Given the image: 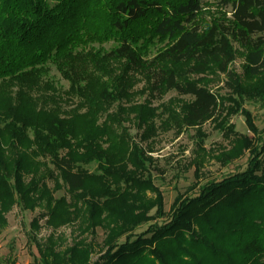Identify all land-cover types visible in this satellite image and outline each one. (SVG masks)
Segmentation results:
<instances>
[{
  "label": "trees",
  "instance_id": "obj_1",
  "mask_svg": "<svg viewBox=\"0 0 264 264\" xmlns=\"http://www.w3.org/2000/svg\"><path fill=\"white\" fill-rule=\"evenodd\" d=\"M201 2L0 0V92L16 98L14 105H0V233L7 225L6 213L15 205L43 209L39 215L54 231L38 238L39 220L32 219L26 234L38 257L29 264H90L93 246L84 240L56 250L64 238L55 230L76 220L82 233H93L98 226L108 229L106 249L92 264H264V135L253 146L245 140L249 148L243 170L177 195L164 213L161 192L148 171L149 157L133 145L135 171L126 170L123 156L129 147L122 142L131 139L124 129L120 135L111 131L110 117L97 123L100 108L91 95L69 91L89 110L68 120L60 116L58 104L35 107L33 97L23 90L3 89L13 81L22 84L29 75L36 87L35 74L48 63L74 86L89 76L87 69L74 72L75 64L93 55L117 57L148 78L153 98L170 90L188 96L183 121L200 126L216 116L217 93L201 79L183 77L168 62L189 63L187 74H202L212 63L225 73V87L235 91L238 76L228 65L237 43L248 48V73H264V0H216L217 6L229 9V17H214L204 26ZM107 42L110 47L104 49L101 44ZM155 42L165 45L148 60L146 48ZM93 44L100 45L98 51ZM45 91L51 96L57 90ZM110 91L98 90L96 95L105 99L115 90ZM259 94L264 96V90ZM244 115L253 130L249 113ZM145 127L144 139L155 132L152 123ZM47 178L55 183L60 178L69 200L53 197ZM146 191L155 196L148 197ZM164 214L167 218L158 220ZM0 264L15 260L0 257Z\"/></svg>",
  "mask_w": 264,
  "mask_h": 264
},
{
  "label": "rangeland",
  "instance_id": "obj_2",
  "mask_svg": "<svg viewBox=\"0 0 264 264\" xmlns=\"http://www.w3.org/2000/svg\"><path fill=\"white\" fill-rule=\"evenodd\" d=\"M223 14L229 17V9L217 6L216 0H202L200 22L203 26L214 17ZM93 45H95V51H98L100 45ZM164 45L165 42H155L147 47L145 58L155 59ZM101 46L108 49L110 42L103 43ZM233 50L234 60L228 65V70L235 72L238 76L235 91L225 87V73L219 72L212 63L202 74H187L189 63L180 65L166 63L176 68L179 74L184 75L183 77L201 79L204 86L217 93L216 116L200 126H187L183 121V108L189 101L188 96H181L170 90L163 91L160 97L153 98L149 93L148 78L141 73L140 69H134L127 61L117 57L98 59L99 57L93 55L92 58L86 59V62L75 64L74 72L87 69L89 76L81 78V81L74 86L70 80L62 76L55 64L48 63L45 69L35 74V77H38L36 87H32L34 77L29 75L23 78L25 80L22 84L19 83L20 81H13L10 82L11 85L3 89L23 90L33 97L32 102L35 107L55 108L58 104L62 110L60 116L68 120L81 118L89 110L87 108L89 106L85 105L80 96L70 94L69 91L82 90L91 95L100 108L97 123L102 124L110 117L113 120L107 123H110L111 131L118 133L124 129L128 138L131 139V141L128 139L122 142L123 146L129 147L123 156L126 170L135 171L131 162L133 154H130L133 145L143 151L144 158L149 157L148 171L152 172L154 184L162 195L164 213H167L177 195L191 194L198 191V187L207 181L219 180L228 174L243 170L249 148L245 145V140L253 146L263 138L264 96H261L259 92L264 90V73L256 76L248 73L247 47L234 43ZM45 90L57 91L55 95L50 96L52 93ZM98 90L115 91H110L112 94L103 99L96 95ZM13 95H8L6 98L0 92L2 108L6 105H14L16 98ZM44 98L46 102L43 104ZM90 109L94 112L93 107ZM244 112L249 113L248 118L252 122L253 130L247 127ZM146 120L153 124L155 132L144 139L145 126L148 124ZM80 122L83 125L82 121ZM103 147L106 148L107 143H104ZM50 168L52 169L51 165ZM93 169L94 166H89V170ZM139 175L141 178L146 177V174ZM46 184L52 189L53 197L65 196L69 200L70 194L66 192L60 178L57 179V183L47 178ZM55 185L59 189L54 190ZM145 193L148 197L155 196L152 191ZM43 211L39 207L33 211L21 210L15 205L6 213L7 225L0 233L1 258H13L15 264H29L38 257L37 249L34 243L28 240L26 232L30 229L29 224L35 217H38L40 225L37 232L38 238L45 239L54 232L44 225L45 218L39 215ZM166 218L164 214L158 220ZM76 222L55 230L56 236L60 234L64 238L56 246V250H63L76 241L84 240L93 246V253L90 255V264H92L106 249L103 240L108 234V229L98 226L93 233L92 231L82 233L77 227L78 220ZM144 228L141 229L144 230ZM141 229L138 231H142Z\"/></svg>",
  "mask_w": 264,
  "mask_h": 264
}]
</instances>
